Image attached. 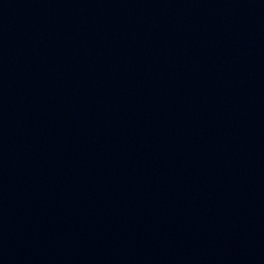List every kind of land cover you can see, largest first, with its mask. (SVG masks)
I'll list each match as a JSON object with an SVG mask.
<instances>
[{
  "label": "water",
  "instance_id": "1",
  "mask_svg": "<svg viewBox=\"0 0 264 264\" xmlns=\"http://www.w3.org/2000/svg\"><path fill=\"white\" fill-rule=\"evenodd\" d=\"M0 264H264V0H0Z\"/></svg>",
  "mask_w": 264,
  "mask_h": 264
}]
</instances>
